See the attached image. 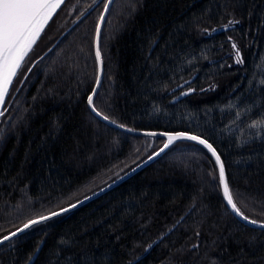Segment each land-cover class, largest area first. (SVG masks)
<instances>
[{"label":"trees","instance_id":"16d2710c","mask_svg":"<svg viewBox=\"0 0 264 264\" xmlns=\"http://www.w3.org/2000/svg\"><path fill=\"white\" fill-rule=\"evenodd\" d=\"M107 1L65 0L13 82L0 116V238L166 141L118 130L88 107ZM100 50L96 109L131 129L210 141L237 207L264 222V129L250 127L264 119V0H114ZM0 264H264V230L231 213L212 155L177 141L99 198L1 245Z\"/></svg>","mask_w":264,"mask_h":264},{"label":"snow or ice","instance_id":"6c2138e0","mask_svg":"<svg viewBox=\"0 0 264 264\" xmlns=\"http://www.w3.org/2000/svg\"><path fill=\"white\" fill-rule=\"evenodd\" d=\"M64 2L65 0H0V104L4 103L5 97L9 92V87L12 85L14 78L18 75V71L22 69L25 58L33 49V46L36 44L49 21L52 20L57 9H59ZM109 3H112V0H109ZM107 9L108 4H105V11H107ZM103 19L104 17L101 16L100 20L102 21ZM236 22L238 23V21ZM232 23V21H229V24ZM99 31L98 26L96 30L97 47L95 53L97 61L101 60ZM232 48L235 50V63L243 64V57L235 43L232 44ZM97 83H99V77H97ZM261 83H264V81H261ZM93 95H95V89H93ZM93 95L88 96V103L92 106V111L96 112L93 106ZM97 115H100V113L97 112ZM103 119L108 120L109 117L104 116ZM111 122L115 123V121ZM120 127H124V125H120ZM250 127L264 129V119L254 121ZM148 135L156 134L149 133ZM256 135L259 136L260 132H257ZM179 139L196 141L212 153L219 166V182L222 186L223 196L227 204L241 219L264 229V222L250 219L239 207H237L226 178L223 162L219 154H217L216 149L206 139H202L197 135H187L186 133L179 132L175 135H168V141L160 151L163 152L170 144ZM156 155H159V153H156ZM151 158L152 157H149V159ZM79 203H82V201L77 200L67 207H60L59 211H51L47 214L41 213L36 218L29 219L23 227L18 228L16 232H12L0 238V245H4L5 241H11L13 237L32 228L34 225H39L61 216L71 209L76 208ZM38 251L39 248L36 249V252ZM31 259L32 257L30 256L29 260Z\"/></svg>","mask_w":264,"mask_h":264},{"label":"water","instance_id":"95a60500","mask_svg":"<svg viewBox=\"0 0 264 264\" xmlns=\"http://www.w3.org/2000/svg\"><path fill=\"white\" fill-rule=\"evenodd\" d=\"M113 2H114V0H112V3H109V0L107 1L108 9H107V11H105V9H104V11H103V13H102V16L104 17V19H103L102 21L100 20V21H99V24H98V26H99V30H100V31H99V47H100L101 34H102L103 26H104V23H105V21H106V19H107V16H108L109 12H110V9H111V7H112ZM96 47H97V34H96V38H95V51H96ZM98 67H99V72H98L99 83H96V85H95V87H94V89H95V95H93V91H92V93L90 94V95H93V106H94V99H95V97L97 96V94H98V92H99V90H100V88H101V85H102V82H103V77H104V61H103L102 53H101V60L98 61ZM15 78H16V77H15ZM15 78H14V80H15ZM14 80H13V82H14ZM12 85H13V83H12ZM12 85H10V87H9V92H10V90H11ZM9 92H8L7 96L5 97V101H4V103H3V104H0V113L3 112V109H4V107H5V104H6V101H7L8 95H9ZM88 107H89V109L91 110V112H92L97 118H99L101 121L105 122L106 124H108V125H110V126L116 128V129H118V130L124 131V132L129 133V134H132V135H137V136H147V137H160V138H164V139L166 140L165 143H167V141H168V135H175L176 133H179V132L186 133L187 135H197V134H194V133L184 132V131L166 132V131H151V130L131 129V128H128V127H126V126H124V127H120L121 124H119V123H117V122L112 123L111 121H113V120H111V119H108V120L103 119V117H104L105 115H103L102 113H100V112L96 109L95 106H94V107H95V109H96V112H93V111H92V106H90L89 103H88ZM97 112L100 113V115H97ZM0 116H1V114H0ZM149 133H155L156 135H148ZM161 134H165V135H161ZM197 136H200V135H197ZM200 137H201L202 139H205V138L202 137V136H200ZM206 140H207V139H206ZM177 141H189V142H192V143L199 144V143L196 142V141H191V140H187V139H179V140H175L174 142H177ZM207 141H208V140H207ZM174 142H173V143H174ZM208 142L211 143L210 141H208ZM165 143H164V144H165ZM173 143H172V144H173ZM172 144H170L169 147H170ZM211 144H212V143H211ZM199 145H201V144H199ZM212 145H213V144H212ZM201 146L204 147L203 145H201ZM169 147L166 148V149H164L163 152H161L160 150H161L162 148H164V145H163V146H162V147L156 152V153H159V155H156V153H154L153 155L150 156V157H152L151 159H149V157H148L147 159H145L144 161H142L141 163H139L138 165H136L135 167H133L132 169H130L129 171H127L126 173H124L123 175L119 176L118 178H116V179L113 180L112 182L108 183V184L105 185L104 187H102V188H100L99 190H97V191L91 193L90 195H88V196L82 198L81 200H79V201H82V203H79L78 206H77L76 208H73V209H71L70 211H68V212H66V213H64V214H62V215H65V214H67V213H69V212H72V211L76 210L77 208H79V207H81V206H83V205H85V204H87V203H89V202H91V201H93V200L99 198V197L102 196L103 194L107 193L108 191L112 190V189L115 188L116 186L120 185L121 183H123L124 181H126L127 179H129L130 177H132L133 175H135L136 173H138V172L141 171L142 169L146 168L148 165H150L151 163H153L155 160H157L161 155H163V154L169 149ZM213 147L215 148L214 145H213ZM204 148H205V149H206V150L212 155V153H211L206 147H204ZM215 149H216V148H215ZM216 152H217V154H219V152L217 151V149H216ZM219 156H220V154H219ZM212 157L214 158V160H215V162H216L215 157H214L213 155H212ZM220 158H221V161L223 162V159H222L221 156H220ZM216 164H217V162H216ZM223 165H224V162H223ZM217 167H218V171H219V166H218V164H217ZM224 168H225V165H224ZM225 174H226V169H225ZM226 178H227V174H226ZM221 187H222V186H221ZM222 192H223V189H222ZM224 199H225V198H224ZM225 202H226V200H225ZM226 204H227V202H226ZM227 206H228L229 210L231 211V213H232L235 217H237L241 222L245 223V224L248 225V226H251V227H254V228H258V229H262V228L258 227L257 225L250 224V223L246 222L245 220L241 219L239 216L236 215L235 212L232 211L231 207H230L228 204H227ZM57 211H59V210H57ZM58 217H59V216H58ZM55 218H56V217H55ZM34 226H36V225H34ZM34 226H33V227H34ZM22 227H23V225L20 226L19 228H22ZM17 229H18V228H17ZM17 229L14 230V231H12V232H16ZM27 230H29V229H27ZM27 230H25L24 232H26ZM262 230H264V229H262ZM12 232H11V233H12ZM24 232H23V233H24ZM23 233H19L17 236H19V235H21V234H23ZM9 234H10V233H9ZM9 234H7V235H9ZM17 236L13 237L12 239L16 238ZM7 242H8V241H5V243H7ZM0 246H1V245H0Z\"/></svg>","mask_w":264,"mask_h":264}]
</instances>
